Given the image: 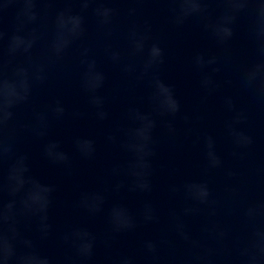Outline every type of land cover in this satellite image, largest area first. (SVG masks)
<instances>
[{"label": "water", "instance_id": "obj_1", "mask_svg": "<svg viewBox=\"0 0 264 264\" xmlns=\"http://www.w3.org/2000/svg\"><path fill=\"white\" fill-rule=\"evenodd\" d=\"M0 264H264V0H0Z\"/></svg>", "mask_w": 264, "mask_h": 264}]
</instances>
